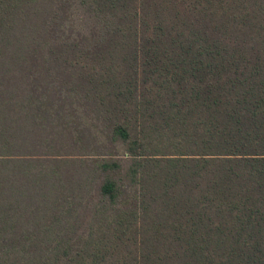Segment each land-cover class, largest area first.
Here are the masks:
<instances>
[{"label": "trees", "instance_id": "obj_1", "mask_svg": "<svg viewBox=\"0 0 264 264\" xmlns=\"http://www.w3.org/2000/svg\"><path fill=\"white\" fill-rule=\"evenodd\" d=\"M0 264H264V0H0Z\"/></svg>", "mask_w": 264, "mask_h": 264}, {"label": "rangeland", "instance_id": "obj_2", "mask_svg": "<svg viewBox=\"0 0 264 264\" xmlns=\"http://www.w3.org/2000/svg\"><path fill=\"white\" fill-rule=\"evenodd\" d=\"M102 143H103V146L100 144L99 152L97 153L98 157H104V156H108L109 154H113L114 159H120V161H122L123 163L126 161V159L129 158L128 154L126 153L127 151L125 148L118 146L117 150H115L114 148L111 147L112 145L109 144L108 140H103ZM83 175H82V177H83ZM122 175H123V173H122ZM114 176H117V175L115 174ZM98 195H99V193L97 192V188H96L94 193H93L94 197L92 199L93 204L90 205L91 208H93L94 204L98 205L99 200H100V197ZM89 210L91 212H93V210H91V209H89ZM88 217H89V214H87L85 218H88ZM82 235H83V237H87V234H82ZM92 237H95V236L92 235Z\"/></svg>", "mask_w": 264, "mask_h": 264}]
</instances>
